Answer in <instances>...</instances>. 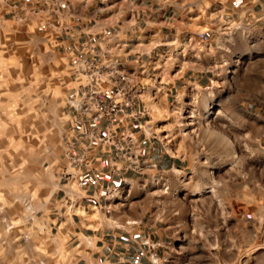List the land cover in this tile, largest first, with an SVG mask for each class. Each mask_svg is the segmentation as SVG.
Listing matches in <instances>:
<instances>
[{"label":"rangeland","instance_id":"rangeland-1","mask_svg":"<svg viewBox=\"0 0 264 264\" xmlns=\"http://www.w3.org/2000/svg\"><path fill=\"white\" fill-rule=\"evenodd\" d=\"M220 1L68 0V10L81 11L65 15L55 39L56 28L17 23L9 9L0 11V264H46L68 254L50 206L58 190L71 207L78 199L74 184L58 181L71 65L82 37L106 34L125 44L128 67L145 70L140 137L187 168L143 171L106 192L107 218L170 230L158 264H264V139L246 108L264 95L252 89L264 75L251 65L252 28L222 22ZM168 11L170 21L162 18Z\"/></svg>","mask_w":264,"mask_h":264},{"label":"crops","instance_id":"crops-1","mask_svg":"<svg viewBox=\"0 0 264 264\" xmlns=\"http://www.w3.org/2000/svg\"><path fill=\"white\" fill-rule=\"evenodd\" d=\"M218 8L222 22L229 24V27L239 24L240 26L249 25L252 28L254 33L252 40L255 43L252 42L251 45V65L260 67V74L264 75V41L262 39L264 0H221ZM79 10L81 11V8L77 5H74L71 10L66 8L68 13ZM74 17V20L80 23L73 25L81 29L83 19L80 15H74ZM60 23L65 25V19L62 18ZM211 37L210 32L208 38L203 41H207L210 45ZM237 41H240L239 55L246 58L244 41L241 38ZM56 43L59 44V41ZM204 86L207 85L204 84ZM252 89L264 90V82L263 86H255ZM246 108L248 113L258 120L256 130L253 131L264 139V95L252 101ZM84 127L88 128L89 125L86 124ZM132 130L135 133V143L130 147L128 155L133 156L136 164L129 167L119 152L96 146L89 152L91 158L89 171L84 172L75 181L78 199L77 203L74 202V207L84 209L86 213H90L91 207L96 208L99 219L92 218L86 222V225L94 224L93 226H85L81 217L71 211L74 209L71 207L73 202L71 205H65L60 199H56L51 204V215L54 216L52 228H55L56 234L59 233L65 238L64 244L68 248V254L64 260L59 262L52 260L46 264H151L148 257L150 252L156 254L158 261L169 249V237H172V233L167 228L159 227L156 222L151 224L138 219L132 221L133 223H121L120 219L107 218L106 215L108 208H105L107 199L104 194L117 190L135 175H142L143 171H148L151 176H155L172 170L183 172L187 169L180 158L170 156L162 146L159 147L156 143L153 145L146 138H141V133L136 126L132 125ZM60 195L61 192L58 190L55 198H59ZM102 216L109 223H104ZM64 223L67 224L66 227L62 226ZM144 240H147L153 248L142 245Z\"/></svg>","mask_w":264,"mask_h":264},{"label":"built area","instance_id":"built-area-1","mask_svg":"<svg viewBox=\"0 0 264 264\" xmlns=\"http://www.w3.org/2000/svg\"><path fill=\"white\" fill-rule=\"evenodd\" d=\"M67 1L0 0V9H9V18L14 22L33 23L46 30L56 28L58 34L53 37L55 39L61 37V32L66 29L63 27L61 30V25H64L60 22L68 13ZM171 16V11L162 13L164 20L170 21ZM116 36L106 34L95 41H92L93 37L82 38L81 49L77 51L78 57H75L71 65V85L67 89L66 101V108L69 110L66 116H69L70 126L65 127L61 137V156L65 167L58 179L64 185H75V181L89 171V152L96 146L119 152L129 167L136 164L133 156L128 154L135 143L132 125L144 135L141 122L145 124L143 120L147 116L142 99L145 70L125 64L128 54L121 53L125 44H121ZM78 38L80 41L81 38ZM139 57L137 54L135 61ZM86 124L89 125L88 128L84 127ZM60 192L59 199L63 204L72 203L67 198L66 191ZM49 231L52 232V228ZM142 245L153 248L147 240L142 241ZM148 257L150 263L155 264L156 254L150 252ZM31 264H45V260H32Z\"/></svg>","mask_w":264,"mask_h":264},{"label":"bare ground","instance_id":"bare-ground-1","mask_svg":"<svg viewBox=\"0 0 264 264\" xmlns=\"http://www.w3.org/2000/svg\"><path fill=\"white\" fill-rule=\"evenodd\" d=\"M149 105H150V107L152 108V110H154V111H156V113L157 114H160V111H159V109L156 107V105L154 104V103H149ZM174 172H178L177 170H173ZM73 208V207H72ZM72 212L74 213V214H78L80 217H81V219H82V221H83V223L85 224V226H93L94 224H91V225H86V222H88L90 219H99V214H98V211H97V209L96 208H90L89 209V212L90 213H86L85 211H84V209H81V208H77V207H74V209L72 210ZM95 227V226H94ZM92 228V227H91ZM96 228V227H95ZM156 263H157V260H156ZM158 264V263H157Z\"/></svg>","mask_w":264,"mask_h":264}]
</instances>
